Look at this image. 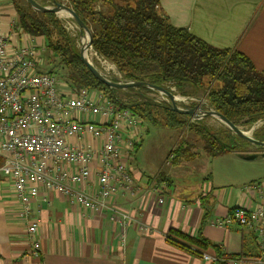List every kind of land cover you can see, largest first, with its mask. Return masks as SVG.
<instances>
[{"label":"crops","instance_id":"0c3cea01","mask_svg":"<svg viewBox=\"0 0 264 264\" xmlns=\"http://www.w3.org/2000/svg\"><path fill=\"white\" fill-rule=\"evenodd\" d=\"M159 4L173 27L187 30L210 46L236 50L246 56L257 71L264 72V0H159ZM13 16L9 0H0V34L13 33L14 36L10 39V52L33 40L37 45V70L48 72L52 63L47 65L42 60L47 59L43 55V41H26L19 32L14 33L17 29ZM60 82L62 89L69 87L62 80ZM97 93L89 91L91 96ZM97 123L98 118H94V124ZM137 129L131 131V136ZM128 130H124L123 139L130 136ZM143 138L144 134H135L134 145L138 146L132 149L130 156L135 150L138 153ZM194 141L192 136L190 142ZM70 143L73 147H92L94 150L101 145L100 140L86 136ZM176 145L167 149L162 161L163 172L153 178L138 169L133 164V157H129L127 165L136 194L132 196L121 190L109 202V208L126 216L124 220L119 217L117 223L109 220L110 210L92 213L69 204L64 197L42 186L31 200L30 216L22 219L12 183L0 171V264H207L201 256L170 244L174 238L177 240L171 231L192 238L201 233L223 257L237 259L238 264H263L264 251L253 230L235 224L220 228L213 223L235 208L252 210L263 204L261 194L248 186L262 183L264 179L249 185L226 186L212 180L209 171L204 179L206 186L197 188V185L183 184L182 189L177 190L175 185L179 183L180 174L187 171L188 162L175 168L165 163ZM238 154L229 153L219 158L243 161ZM99 158V153L94 152L91 189L97 186ZM207 161L205 159L204 163ZM31 219L38 224V257L31 255L32 243L27 234ZM136 222L149 228L147 234L139 230ZM202 252L216 255L211 248Z\"/></svg>","mask_w":264,"mask_h":264},{"label":"trees","instance_id":"16d2710c","mask_svg":"<svg viewBox=\"0 0 264 264\" xmlns=\"http://www.w3.org/2000/svg\"><path fill=\"white\" fill-rule=\"evenodd\" d=\"M35 1L41 6L64 4L79 17L91 33V50L119 74L120 79L112 80L145 82L169 92L173 87L181 96L204 92L207 107L233 125L250 128L258 122L264 123V72L257 71L250 60L236 50L210 46L187 30L173 27L163 15L159 0ZM11 2L21 31L45 40L46 50L54 62L48 72H63L59 79L70 88L96 91L142 123L182 130L194 137L200 151H196L194 142L182 139L169 152L168 156H173L170 167L192 161L198 153L216 158L248 152L251 145L232 135L224 126L216 132L201 121L192 122L188 116L171 112L165 103L150 96L156 94L153 91L105 87L81 62L78 32L73 37L57 15L35 12L24 0ZM119 93L134 95L121 100ZM252 137L264 143V129H257ZM170 233L177 237V240L171 238L170 244L194 256H201L202 251L211 248L217 258L223 257L201 233L194 238L175 231Z\"/></svg>","mask_w":264,"mask_h":264},{"label":"built area","instance_id":"2783aa9c","mask_svg":"<svg viewBox=\"0 0 264 264\" xmlns=\"http://www.w3.org/2000/svg\"><path fill=\"white\" fill-rule=\"evenodd\" d=\"M10 39L9 35L0 34V171L12 183L21 206L20 217L28 219L31 200L42 186L64 197L69 204L92 213L110 210L109 220L113 223L119 217L126 219L109 208V202L121 190L132 196L136 194L127 161L134 146L131 131L141 121L128 110H119L100 93L91 96L86 89H62L57 76L37 70V45L33 40L10 52ZM170 93L182 108L204 102L183 97L173 87ZM159 98L166 104L167 99ZM94 118H98L97 124ZM126 128L130 129V134L126 132L130 136L123 139ZM85 136L100 140V147L77 148L70 143ZM121 145L125 149L123 153ZM94 152L99 153L100 172L96 188L91 189ZM172 159L173 156H168L165 163L169 165ZM248 187L260 193L264 200V182ZM136 223L147 234L149 228ZM213 224L220 228L235 224L253 230L264 251V203L252 210L235 208ZM37 227L34 219L27 225L33 257H38L40 249ZM201 259L207 264H238L237 259L205 253Z\"/></svg>","mask_w":264,"mask_h":264},{"label":"rangeland","instance_id":"374dc122","mask_svg":"<svg viewBox=\"0 0 264 264\" xmlns=\"http://www.w3.org/2000/svg\"><path fill=\"white\" fill-rule=\"evenodd\" d=\"M11 4L12 11L14 13L13 20L15 21V29L17 33L21 34V37L28 41L29 39H34V41L37 39L43 41V48L44 50V57L47 59H42L44 63L48 65V63L53 62V57L51 54L46 50V44L45 40L43 38H34L31 36H28L24 34L21 29L18 27L17 21V15L14 10L13 4L11 0H9ZM41 5V4H40ZM101 10H106L105 7H99ZM57 17L64 22V27L66 30L69 31V33L74 37L75 33L78 32L76 27L69 21L68 17H60L59 14ZM9 36L11 38H14L13 33H10ZM35 41V42H36ZM81 39L78 38L77 41V47L78 50L81 47ZM89 55H90V61L94 67H96L103 75L111 78L120 79L119 74L117 73L116 69L112 67L111 64L108 62H105L101 60L92 50L91 48L88 49ZM54 63V62H53ZM55 76L58 78H62V73L60 71H54L52 72ZM59 79V80H60ZM133 93H119V98L123 100L124 98L127 99V97L133 96ZM206 93L204 92H198L193 95H183V97L188 98H196V99H203V103L200 104L203 106V109L208 108L205 100ZM152 98L158 100V102L163 101L159 98L157 94H151ZM160 100V101H159ZM192 122H198L201 121L204 126H206L208 129L218 132L219 130H222V124L218 122L215 118H203L201 120H194L190 118ZM141 125V126H140ZM140 126V127H139ZM138 129L136 132L133 133L131 136V141L134 139L135 134L142 135L144 134L143 141L141 143L140 149L137 153L135 150L133 157V164H136V167L138 169H141L146 175L155 177L158 173L163 172V156L165 155L167 149H169L170 146L176 145L177 143L181 142L182 139L189 140L192 136L188 135L186 132L182 130H168L163 128H155L147 124H143L142 122L139 124ZM144 128V129H143ZM239 128L244 132H249L252 127H242L239 126ZM257 129H264V123L258 122L253 126V130L250 131V136H252L253 132ZM145 132V133H144ZM136 139H139V137H136ZM139 141V140H138ZM135 142V141H134ZM138 143V142H136ZM196 151H200V145L197 142H194ZM257 150V151H256ZM250 152H261V150L256 149L254 147H251L248 149ZM137 153V154H136ZM198 153V152H197ZM259 153V154H260ZM199 156L193 161H188V167L187 171L185 173H181L179 180V183L176 184L177 190H181L183 184H190V185H197V188L200 185H205L204 179L207 175H209V171H211V179L218 181L219 183H222V185L226 186H239V185H249L251 183H255L256 181H260L264 179V158L259 157L255 161L251 162H243L238 159H228V158H209L204 153H198ZM208 160L204 163V160ZM162 163V165H161ZM208 171V172H207ZM177 196L178 193H175Z\"/></svg>","mask_w":264,"mask_h":264},{"label":"water","instance_id":"95a60500","mask_svg":"<svg viewBox=\"0 0 264 264\" xmlns=\"http://www.w3.org/2000/svg\"><path fill=\"white\" fill-rule=\"evenodd\" d=\"M25 3L35 12L38 13H53L58 15L60 13H66L71 23L78 30V38L85 39L88 38L85 44H81L79 49V56L81 62L85 65L87 70L93 76V78L104 85L109 89L114 90H126V89H148L150 91L155 92L161 98L167 99L166 105L169 111L174 112L181 116H188L194 120H201L203 118H215L218 122H220L232 135L237 138L245 141L250 144L252 147L261 150L260 152H246L239 153L238 157L247 162L255 161L257 158H264V143L255 140L252 136H250V131L253 130V127L249 132L242 131L239 127L233 125L229 120L223 117L221 114L210 110L209 108L203 109V106L196 105L191 108H182L179 107L176 101V97L170 93L169 91L161 88L152 86L145 82H129V81H120V80H112L103 75L94 65H92L91 61H88L84 55V51L91 48V33L87 26L79 19V17L66 5L54 3L51 6H41L35 0H24ZM260 153V154H259Z\"/></svg>","mask_w":264,"mask_h":264},{"label":"bare ground","instance_id":"6f19581e","mask_svg":"<svg viewBox=\"0 0 264 264\" xmlns=\"http://www.w3.org/2000/svg\"><path fill=\"white\" fill-rule=\"evenodd\" d=\"M59 16L60 17H68L66 13H60ZM87 40H88L87 37L85 39H82V43L85 44L87 42ZM88 53H89L88 50L84 51V55H85L86 59L88 61H90V55Z\"/></svg>","mask_w":264,"mask_h":264},{"label":"flooded vegetation","instance_id":"af4514ba","mask_svg":"<svg viewBox=\"0 0 264 264\" xmlns=\"http://www.w3.org/2000/svg\"><path fill=\"white\" fill-rule=\"evenodd\" d=\"M257 151V150H256Z\"/></svg>","mask_w":264,"mask_h":264}]
</instances>
